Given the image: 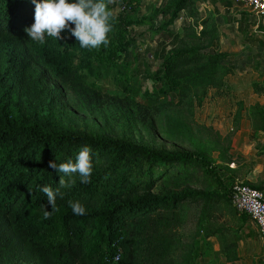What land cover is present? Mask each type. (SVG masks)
<instances>
[{
  "label": "trees",
  "instance_id": "1",
  "mask_svg": "<svg viewBox=\"0 0 264 264\" xmlns=\"http://www.w3.org/2000/svg\"><path fill=\"white\" fill-rule=\"evenodd\" d=\"M204 1L217 3L169 0L156 12L162 18L158 26L153 17L140 20L148 30L139 36L155 43L154 48L146 47L145 54L153 63L158 62L149 77L153 92L148 102L175 99L196 87L216 89L225 75L233 73L232 67L223 64L232 55L219 51L214 24L200 34L210 47L179 46L181 31L174 30L175 23L184 9ZM221 3L226 10L225 22L232 29L236 27L244 45L254 43L259 33L264 35V27L254 29L256 22L243 19L249 14L241 12L240 18H235L229 13L236 3ZM34 12L33 0H0V264H14V257L24 261L28 257L34 264H204L205 259L213 257L224 264L240 261L236 252L239 234L230 228H210L221 204L233 208L234 179L229 175L237 169L229 168L235 163L229 137L225 138L226 144L220 140L213 143L219 155L213 160L203 152H158L126 138L62 125L48 102L40 98L43 92L34 65L56 78L62 74L72 76L70 72L75 69L65 62L56 64L64 44L62 38L56 41L46 36L44 45L28 38L24 29L34 23ZM201 25L206 27L204 22ZM41 46L48 48L46 60L36 58L35 48ZM150 67L142 62L141 73ZM74 78L77 85H84L82 76L76 74ZM84 146L91 149V182L81 183L74 175V186L60 187L63 174L49 168V161L57 165L74 163ZM256 155H264V146ZM196 173L202 175L208 190L191 186ZM43 186L58 189L64 197H57L56 210L39 224L37 216L51 211L41 191ZM69 201L80 202L86 214H73ZM196 205L200 206L197 237L205 240L180 257V229L187 223L190 207ZM239 216L245 225L249 217L242 213ZM53 219L68 233V238L57 244H50L46 238ZM213 238L220 242L216 252L207 242ZM254 263L253 259L241 262Z\"/></svg>",
  "mask_w": 264,
  "mask_h": 264
},
{
  "label": "rangeland",
  "instance_id": "2",
  "mask_svg": "<svg viewBox=\"0 0 264 264\" xmlns=\"http://www.w3.org/2000/svg\"><path fill=\"white\" fill-rule=\"evenodd\" d=\"M167 1L169 0H114L110 3L108 7L113 11L114 19L113 29L108 34L110 43L107 47L101 46L92 50L81 48L70 32L62 31L64 44L58 53L56 64L65 62L69 68L75 70L70 72L72 76L62 74L56 78L50 76L40 65H34L38 87L43 92L40 98L48 102L51 112L64 126L110 138H126L158 152H203L210 159L217 160L219 155L214 151L213 143L220 140L226 144L225 138L229 137L230 153L235 162L233 165L229 164V168L237 169L236 173L229 176L234 182H245L242 179L246 174L243 167L250 163H243L247 160L232 145L234 129L230 130L224 121L229 106L223 97L227 89L225 78L228 75L222 78L216 89L196 87L184 91L175 99L166 98L159 103L148 102L153 92L149 77L157 69L158 62L153 63L150 56L145 54L146 47L154 48L155 43L148 37L144 39L139 36L148 30L147 26L140 24V20L153 17L155 26H158L162 18L156 12ZM215 1L216 4L210 1L199 2L182 11L181 18L174 26L175 31H181L179 46H197L202 49L210 47L206 38L200 34L203 28L214 24L219 51L232 55L231 60L228 59L223 64H227V67L233 64L236 70L241 71L245 65L239 62L246 57L247 50L242 46L239 35L224 20L226 10L222 0ZM231 13L235 14V10ZM203 22L206 27L201 25ZM132 41L136 44H131ZM35 53L37 59H48L46 47L35 48ZM142 62L150 64V70L141 73ZM147 71L149 75L146 74ZM76 74L82 76L83 86L76 84ZM130 88L136 92L127 91ZM191 186L197 190L208 188L200 173L192 176ZM221 205L220 210H215L210 228L225 227L237 234L239 231L245 233L239 220L241 213L231 206ZM199 207H190L187 223L180 229V257L197 242L205 240L197 237ZM43 217L44 215L37 216V223L42 224ZM46 238L50 244H57L65 241L68 233L59 225L57 219H53V224L47 227ZM239 239H242L241 235ZM207 242L214 252L220 249L218 239L213 238ZM242 242L237 253L244 259L255 257L257 262L254 264H264L263 256H256L251 252L246 255L248 249ZM252 247L256 248L257 245ZM101 257L104 260L103 252ZM25 260L13 258L14 264H34L28 257ZM204 264L224 262H218L213 257L205 259ZM231 264H239V261Z\"/></svg>",
  "mask_w": 264,
  "mask_h": 264
},
{
  "label": "crops",
  "instance_id": "3",
  "mask_svg": "<svg viewBox=\"0 0 264 264\" xmlns=\"http://www.w3.org/2000/svg\"><path fill=\"white\" fill-rule=\"evenodd\" d=\"M233 10L235 14L231 13ZM241 12L249 14V17H243L245 21L250 19L251 23L256 22L254 29L258 25L264 27V18L256 17L241 4H236L229 13L235 18H240ZM228 26L230 27L229 24ZM239 37L242 46L247 50L246 57L239 62L244 63L245 67L240 71L232 64V76L229 74L225 78L227 89L223 97L229 106L224 121L230 130L234 129L232 145L247 160L243 163H250L243 167L246 174L242 179L264 193V155L256 156L258 150L264 146V35L259 33L254 43L245 45L240 35ZM242 226L245 233L239 231L238 238L241 235L242 239H239L238 247L244 240L242 245L248 249L246 255H250L251 252L253 255L264 257V239L259 236L256 226L251 221ZM256 245V248L252 247ZM237 256L240 260L239 264L245 259H253L257 262L255 257L244 259L238 253Z\"/></svg>",
  "mask_w": 264,
  "mask_h": 264
},
{
  "label": "clouds",
  "instance_id": "4",
  "mask_svg": "<svg viewBox=\"0 0 264 264\" xmlns=\"http://www.w3.org/2000/svg\"><path fill=\"white\" fill-rule=\"evenodd\" d=\"M114 0H75L69 3L67 0H42L35 4L34 23L24 29L28 38L40 45L46 43V36L56 41L61 39V32L67 30L76 38L81 48L89 50L107 47L110 43L108 34L113 29L114 13L108 5ZM74 24V27H70ZM49 168L68 176L59 179V186L70 188L76 181L72 177L78 175L80 182L90 183L93 172L91 149L84 146L76 156L75 162L68 161L57 165L49 161ZM41 191L46 194L47 202L51 205V211H44V218L48 219L52 211L56 210L57 197L63 199L64 193L58 189L53 191L49 186H43ZM69 207L75 215L86 214L85 207L78 201H69Z\"/></svg>",
  "mask_w": 264,
  "mask_h": 264
},
{
  "label": "built area",
  "instance_id": "5",
  "mask_svg": "<svg viewBox=\"0 0 264 264\" xmlns=\"http://www.w3.org/2000/svg\"><path fill=\"white\" fill-rule=\"evenodd\" d=\"M241 4L258 18H264V0H231ZM233 165V163H232ZM231 204L235 211L245 214L256 226L259 236L264 239V193L251 188L243 181L233 184ZM118 260V255L115 261Z\"/></svg>",
  "mask_w": 264,
  "mask_h": 264
}]
</instances>
